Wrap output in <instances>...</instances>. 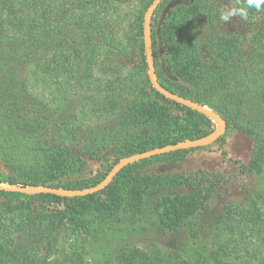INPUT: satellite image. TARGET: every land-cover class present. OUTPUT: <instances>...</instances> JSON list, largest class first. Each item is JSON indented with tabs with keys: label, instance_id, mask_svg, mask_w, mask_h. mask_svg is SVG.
I'll return each mask as SVG.
<instances>
[{
	"label": "trees",
	"instance_id": "trees-1",
	"mask_svg": "<svg viewBox=\"0 0 264 264\" xmlns=\"http://www.w3.org/2000/svg\"><path fill=\"white\" fill-rule=\"evenodd\" d=\"M102 1L53 9L50 0H0V181L83 189L100 182L125 156L197 139L214 128L204 115L151 88L144 74L141 23L139 61L126 72L101 22ZM168 1L163 0L152 17L151 40L152 49L162 43L167 71L175 80L165 76L153 54L159 83L223 114L226 129L233 126L252 141L249 164L243 168L260 169L264 17L254 24L243 47L245 61H240L237 44L215 30L213 0H194L171 10L158 27L157 17ZM212 30L215 33H209ZM215 143L222 146L224 137ZM204 148L132 163L104 190L85 197L0 192V264H86L83 243L89 226L111 222L118 214L139 213L149 189L159 193L153 207L159 227L179 230L205 210L220 181L204 173L197 179L146 170L154 162L174 166ZM101 161L110 162L103 172L82 178L89 162ZM219 213V220L240 240L258 232L264 215L255 204H225ZM62 231L67 237L59 247ZM107 264L191 263L167 247L142 243L120 246Z\"/></svg>",
	"mask_w": 264,
	"mask_h": 264
},
{
	"label": "rangeland",
	"instance_id": "rangeland-1",
	"mask_svg": "<svg viewBox=\"0 0 264 264\" xmlns=\"http://www.w3.org/2000/svg\"><path fill=\"white\" fill-rule=\"evenodd\" d=\"M80 1L89 0H50L53 9ZM149 1L106 0L102 1L103 6L99 5L102 13L104 11L101 22L106 24L116 54L119 53L127 65L126 72L139 61L137 32ZM193 2L194 0H169L157 17V26L160 27L168 20L171 10L188 7ZM213 3L214 15L217 16V21L214 22L216 32L237 44V58L243 61V47L253 35L254 24L262 21L264 5L259 10L253 9L249 12L247 0H213ZM233 9H246L247 16L237 14L231 16L227 22L221 20L222 12ZM152 53L159 60L165 76L175 80L167 71L166 51L160 41L156 42ZM144 74L147 77V70ZM219 115L225 119L223 114ZM213 125L215 127L216 123L213 122ZM223 137L222 146L213 143L189 153L183 162L174 166L154 162L146 170L148 174L175 173L197 179L203 173L215 175L220 182L203 212L189 218L175 232L164 231L159 227L153 211L159 193L155 189H149L139 213L134 216L118 214L111 222L89 226L83 243L85 263L107 264L111 254L120 246L146 243L176 251L191 264L197 263L200 257L205 259L201 264H264V215L258 232L243 240L219 220V209L225 204L240 207L255 204L259 212L264 214V164L260 169H244L243 166L248 167L251 156V139L237 132L233 126L226 129ZM109 163L89 162L82 178L92 179L98 172H103ZM66 237V232H60L57 246L62 247Z\"/></svg>",
	"mask_w": 264,
	"mask_h": 264
},
{
	"label": "water",
	"instance_id": "water-1",
	"mask_svg": "<svg viewBox=\"0 0 264 264\" xmlns=\"http://www.w3.org/2000/svg\"><path fill=\"white\" fill-rule=\"evenodd\" d=\"M162 1L163 0H152L149 6L147 7L142 18V31H141L142 45L144 51V60L147 68L148 81L150 83L151 88L155 92L163 96L165 99H168L188 109L194 110L204 115L212 122H215L216 126L212 129V131L197 139H188L184 141H179L175 144H168L162 147H155L140 153L125 156L119 159L111 167V169L106 173V175L100 182H98L96 185H93L91 187H87L83 189H64V188H55L46 185L18 186L15 184H10L0 181V192L19 193L23 195L49 194L62 198L85 197L104 190L108 186V184L112 181V179L123 168L127 167L132 163L139 162L155 156H161L175 151L204 147L215 143L220 137L224 135L227 128V124L225 119H223L218 113L194 101H191L190 99L181 97L177 94L168 91L158 81L155 72L153 53H152L151 21L156 9L159 7Z\"/></svg>",
	"mask_w": 264,
	"mask_h": 264
},
{
	"label": "clouds",
	"instance_id": "clouds-1",
	"mask_svg": "<svg viewBox=\"0 0 264 264\" xmlns=\"http://www.w3.org/2000/svg\"><path fill=\"white\" fill-rule=\"evenodd\" d=\"M262 5H264V0H247V7L249 8L254 7L257 10H259ZM237 14H239L242 17H246L247 11L246 9H233L231 11L222 12L220 18L221 20L227 22L231 16Z\"/></svg>",
	"mask_w": 264,
	"mask_h": 264
}]
</instances>
